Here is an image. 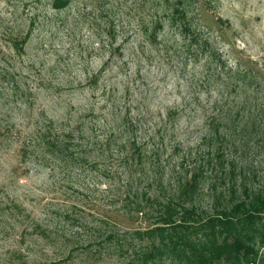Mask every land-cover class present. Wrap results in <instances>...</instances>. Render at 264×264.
<instances>
[{
    "label": "rangeland",
    "instance_id": "obj_1",
    "mask_svg": "<svg viewBox=\"0 0 264 264\" xmlns=\"http://www.w3.org/2000/svg\"><path fill=\"white\" fill-rule=\"evenodd\" d=\"M28 34L16 55L6 38ZM0 51L16 56L13 72L36 103L25 107L3 84L0 128L8 116L23 129L44 111L59 125L85 122L88 132L121 126L126 111L148 169L159 155L165 187L183 159L188 166L219 153L264 194V0H0ZM17 152L0 137V264H140L150 241L131 230L153 222L109 204L127 178L106 179L101 152L91 157L96 169L72 167L66 177ZM216 176L196 200L209 214L222 209L210 192ZM107 227L121 237L99 240L94 231Z\"/></svg>",
    "mask_w": 264,
    "mask_h": 264
},
{
    "label": "trees",
    "instance_id": "obj_2",
    "mask_svg": "<svg viewBox=\"0 0 264 264\" xmlns=\"http://www.w3.org/2000/svg\"><path fill=\"white\" fill-rule=\"evenodd\" d=\"M9 37L6 40L15 54L24 55L30 34L26 38ZM15 59L16 56L0 51V90L6 85L15 97L22 101L25 98V107L33 110V89L26 82L25 90H21L19 76L13 72ZM2 63L6 64L5 69ZM39 116L38 120H34V115L29 117L23 129H18L6 116L1 120L0 137L10 147L18 145L17 156L24 164L34 161L37 166L49 168L52 173L58 170L65 177L72 167L81 172L96 169L100 163L91 162V157L96 151L101 152L105 159L103 176L113 182L127 178L119 185L118 195L112 194L108 203L135 208V221L153 222L145 229L131 230L134 237L150 241L137 253L140 264H155L165 258L178 264H264V194L238 179L235 166H226L219 153H209L207 158L188 166L187 158L183 159L181 166L174 167L175 178L165 187L159 155L152 153L157 160L148 169L150 153L139 142L138 128L130 120V113L125 111L121 126L93 124L88 132L82 121L71 128L59 125L44 111ZM148 174L153 177H146ZM212 174L217 175L210 189L217 204L213 208L222 209L209 214L196 206V200L203 180ZM218 182L223 185L219 195ZM36 231L45 237L48 230L37 226ZM94 233L103 242L121 237L116 227Z\"/></svg>",
    "mask_w": 264,
    "mask_h": 264
}]
</instances>
